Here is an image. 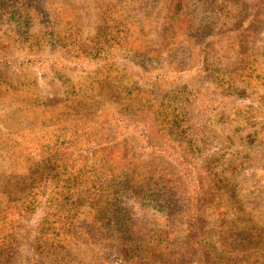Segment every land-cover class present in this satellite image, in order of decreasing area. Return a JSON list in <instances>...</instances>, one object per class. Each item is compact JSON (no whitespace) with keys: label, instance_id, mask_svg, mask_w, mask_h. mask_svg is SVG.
<instances>
[{"label":"rangeland","instance_id":"1","mask_svg":"<svg viewBox=\"0 0 264 264\" xmlns=\"http://www.w3.org/2000/svg\"><path fill=\"white\" fill-rule=\"evenodd\" d=\"M225 1L0 0V206L28 200L36 207L14 220L17 263L56 264L37 247L48 211L42 207L51 198L54 208L64 202L61 208L69 212L60 189L54 199L53 188L37 192L29 167L37 161L22 156L29 148L69 140L77 131L85 134L81 142L97 139L103 151L116 147L118 155L126 152L155 165L167 182L177 184L82 189V195L96 197L99 212L106 198L121 196L123 203L111 201L98 217L88 204L92 199L84 200L70 213L78 264H129L126 254L134 263L148 264L150 247L122 251L119 226L133 242L145 238L139 230L149 235L161 229L170 234L163 237L166 245L177 243L183 252L200 235L189 232L198 209L211 256L242 264L231 243L226 249L229 237L220 226L221 210L238 229L247 220L239 214V190L237 197L229 187H211L207 172L227 168L222 160L233 155V167L239 168L235 183L259 192L244 202L246 210L255 209L264 221V5L247 0L240 10H229ZM230 14L239 16L237 22L229 23ZM175 25L200 30L186 36ZM232 75L245 84L229 80ZM72 94L97 97L69 112ZM144 196L155 203H145ZM168 215L176 233L165 229ZM260 245L264 248V236ZM177 259L160 257L154 264H177Z\"/></svg>","mask_w":264,"mask_h":264},{"label":"trees","instance_id":"2","mask_svg":"<svg viewBox=\"0 0 264 264\" xmlns=\"http://www.w3.org/2000/svg\"><path fill=\"white\" fill-rule=\"evenodd\" d=\"M247 0H226V4L229 5V10H234V8L239 7L240 3ZM257 2L256 7L259 5H264V0H255ZM181 8V5H177ZM25 17V16H23ZM239 16L232 17L230 14L227 20L229 23L233 24L237 22ZM177 16L174 15L171 18V22L176 21ZM110 22H107L109 24ZM175 28L176 32L183 33L186 36H195L198 34L200 29H195L192 26H172ZM172 29V30H173ZM111 32L114 33L113 30ZM262 40H258L254 46ZM131 52V51H130ZM246 54V49H245ZM238 56L243 54L238 53ZM133 60H137L134 56ZM227 78V76H224ZM229 80L233 82L240 81L238 78H235L232 75ZM241 82V81H240ZM241 84H245L241 82ZM94 94H72V100L70 102L69 112H74L73 109L80 111L79 107L86 102L92 101V98H96ZM189 110H195V108H188ZM77 115L79 112L76 113ZM78 117V116H77ZM68 118V116H67ZM85 127V126H84ZM78 132H74V135L71 136L69 140L61 142L59 140L54 141L49 147H34L29 148L26 151L25 158L28 160L37 161L35 164L30 163L29 167L30 172H33V184L37 185V192L41 189L49 190L51 189L52 193L58 189L61 190L62 200L69 199V212L65 215L64 202H60L57 205V208H54L52 199L45 202V205L42 208H47L48 211L45 212L43 220L41 222L39 232H38V243L37 247L40 253L46 254L51 259L55 261L56 264H78V258L75 256V248H77V242L75 238L72 237V224L74 223L73 217L70 216V213H73L77 206H81L84 200H91L89 205L92 208H95V211L98 214H103L106 209L111 207V201H120V204L123 203V198L120 199L115 196L106 198L108 199V204L106 205L103 211L99 212L96 206L97 199L96 197L91 196L87 197L82 195V189H92L95 190L98 187L109 188V189H121L130 186L131 184L140 185L143 187H171L177 186L174 182H167L168 178L164 177V172L161 169H158L157 166H146L145 161L135 160L130 158L128 153H117L118 148L112 147L107 148L104 151L100 150L103 148L102 143L96 140H91L87 138L85 142H81L85 134L81 133L77 135ZM21 157V158H22ZM233 155H230L222 160L225 166L228 168L220 167V170L209 171L208 179L211 183V187L228 189L231 188L232 191L236 194L235 191L239 190L240 200L237 199L239 214L243 215L247 220L244 221L243 226L238 229L236 222H227L226 218L229 219V215L226 211L221 210L224 214V219L221 221L220 226L223 227V236L228 235V240L223 238V241L226 243V249L228 244L231 243V249H235V256H242V264H264V248L261 247V242L263 241L264 231H259V226H264V221L259 220L258 216L254 214V210L247 212L244 205L245 201H248L251 195H258V191L253 193L246 190L240 184H236L233 180V176L239 172V168L233 167ZM235 159V158H234ZM211 160H207L206 164H209ZM208 170V169H207ZM40 176V179L37 178ZM211 178V179H210ZM236 186H232V185ZM34 186V187H35ZM81 190V191H80ZM79 191V194L77 193ZM232 191L229 193L232 194ZM76 192L77 194H74ZM54 199V196H52ZM127 198V196H126ZM233 200H235L233 198ZM143 201L145 203L151 202L155 203V200L150 196H144ZM105 204V203H104ZM14 205V206H13ZM77 205V206H76ZM116 203H112L113 208L116 207ZM13 206V207H11ZM254 206V205H253ZM36 209L33 202L26 200L25 202L20 203L14 202L13 204L8 205L6 208L0 206V264H20L16 262L17 257V248L15 245V239L12 234L14 229V220L16 218H23L28 216L31 212H34ZM220 209V208H219ZM117 210V207L114 209ZM122 210H119L121 213ZM35 213V212H34ZM58 215H62L63 218H58ZM106 215H109L107 213ZM117 215L116 211L113 212V216ZM202 209H198L195 213L194 224L191 223L189 232L196 231L199 233L197 241H195L192 246L188 245L186 249L182 252V248L175 245H166L169 241L164 240V236L170 234L165 233L161 229L156 230L152 234H144V230H139L141 235H146L144 239L140 240L139 237H136L133 242V238L127 235V230H122L123 226H119L118 233L121 234L117 240L121 244L122 251L126 253V249L134 247L135 251L133 253H138L143 247H150L147 257L144 259L148 264H154V261L160 257H173L177 255L178 259L176 260L177 264H225L226 259L222 256H211L205 243V236L202 235L199 227L201 226ZM70 219L73 221L71 223ZM64 224H61L63 222ZM165 229L176 233L177 226L175 225L173 216H166L165 218ZM61 222V223H60ZM101 223V220L99 221ZM98 223V221H97ZM146 227L151 226L150 222L143 223ZM218 225V223H216ZM237 234V235H236ZM159 238V239H158ZM167 241V242H166ZM160 244L162 245L160 247ZM150 245V246H146ZM137 249V250H136ZM130 253V252H129ZM125 258L127 263L131 264H143V260H138V262H132L133 257L126 254ZM28 264H43L40 261L32 260Z\"/></svg>","mask_w":264,"mask_h":264}]
</instances>
